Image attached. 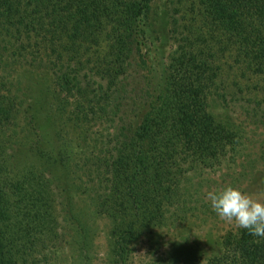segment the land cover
Wrapping results in <instances>:
<instances>
[{"label": "rangeland", "instance_id": "obj_1", "mask_svg": "<svg viewBox=\"0 0 264 264\" xmlns=\"http://www.w3.org/2000/svg\"><path fill=\"white\" fill-rule=\"evenodd\" d=\"M105 1L110 4L113 0ZM203 2L153 0L143 24L144 45L135 51L136 59L125 73L116 71V82L106 72L113 57L106 19L101 30L96 28V40L69 42L76 43L68 52L76 56L72 77H77L83 91L79 84L63 89L51 71L23 69L17 74L28 92L29 107L34 106L39 119L36 139L46 145L40 148L42 152L48 145L52 148L53 158L42 154L36 158V166L58 190V195H53L57 220L52 232L39 233L35 241L32 238V243L19 251L20 264H241L237 253L223 245L225 235L240 228L222 221L205 196L231 185L264 197V122L229 103L234 72L227 51L216 59L222 66L219 92L227 95V100L217 102L212 97L215 94H208V113L214 118L211 132L205 137L198 134L201 139L193 144L176 138L163 154L165 166L153 172V177H165L161 212H154L150 221L139 220L118 253L115 239L120 220L101 212L97 204L113 160L111 151L118 142L116 135L137 127L145 100L159 94L169 73L176 45L174 22L182 36H204V41L198 40L201 49L210 44L216 52L222 45L215 43L218 34L206 22L211 16L208 3ZM217 124L228 131L240 130L237 147L229 138L219 147L217 129L213 131ZM20 140L24 142L20 134L15 139L3 136L0 164L5 152L22 159L24 165V159L13 153ZM144 207L149 209L146 204Z\"/></svg>", "mask_w": 264, "mask_h": 264}, {"label": "trees", "instance_id": "obj_2", "mask_svg": "<svg viewBox=\"0 0 264 264\" xmlns=\"http://www.w3.org/2000/svg\"><path fill=\"white\" fill-rule=\"evenodd\" d=\"M152 1L0 0V152L4 151L3 136L15 139L20 134L24 138L13 152L24 159V165L22 159L5 152L0 164V264H20L19 251L39 233L51 231L57 220L52 205L57 187L36 166V158L42 154L53 158L52 148L48 145L45 153L40 148L46 145L36 139L39 119L34 106L29 107L28 92L17 74L23 69H43L51 71L63 89L77 87L80 81L72 77L76 56L68 52L80 38L96 40V28L101 30L106 19L113 56L106 72L116 82L136 59L135 51L144 45L143 24ZM203 3H208L211 16L206 22L219 35L215 43L222 45L216 52L210 44L201 49L198 40L204 41V36H182L174 22L175 54L159 94L145 100L135 129L116 135L118 142L111 151L113 160L97 204L101 212L120 220L115 239L118 253L135 224L143 218L154 219V212L163 208L165 177H153V172L165 166V149L178 137L193 144L201 139L198 134L205 137L211 132L214 118L208 113L209 95L215 94L212 97L217 102L227 100V95L219 92L222 66L216 63L226 51L234 72L229 103L264 122V0ZM79 88L83 91L81 85ZM216 129L219 147H224L222 141L227 138L234 148L238 146V128L228 131L217 124L213 131ZM41 245L47 247L45 242ZM223 245L237 253L241 264H264V238L252 236L246 229L227 233Z\"/></svg>", "mask_w": 264, "mask_h": 264}, {"label": "clouds", "instance_id": "obj_3", "mask_svg": "<svg viewBox=\"0 0 264 264\" xmlns=\"http://www.w3.org/2000/svg\"><path fill=\"white\" fill-rule=\"evenodd\" d=\"M205 200L222 221L264 238V197L229 185L220 191H208Z\"/></svg>", "mask_w": 264, "mask_h": 264}]
</instances>
